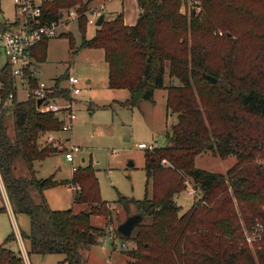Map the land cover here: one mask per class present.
I'll return each instance as SVG.
<instances>
[{"label":"trees","instance_id":"obj_1","mask_svg":"<svg viewBox=\"0 0 264 264\" xmlns=\"http://www.w3.org/2000/svg\"><path fill=\"white\" fill-rule=\"evenodd\" d=\"M90 1L41 0L40 23L60 20L71 8L82 13ZM137 1L140 11L134 24L125 23L123 12L105 16L90 38L85 34L87 15L77 20L80 47L104 50L109 87L128 90L122 106L153 99L154 91L165 87L167 110L178 116L168 143L147 149L145 171L152 195L118 199L126 210L135 205L142 214L134 234L115 230L122 240L135 243L123 248L131 258L127 264H264V234L249 243L245 233V228L264 222V0H200L199 9L186 13L181 6L188 0ZM18 27L17 18L0 17V32ZM58 35L68 37L75 48L74 34ZM50 39L27 50L35 61L46 60ZM166 73L180 82L166 85ZM25 76L37 85L31 64ZM60 79L55 80L58 85ZM0 82V174L14 214L29 217L30 229L21 231L22 239H28L30 253H63L62 264H86L85 252L107 232L92 216L111 221L112 214L94 165L77 166L72 173L74 202L86 208L51 207L44 190L65 180L37 176L34 166L60 149L45 136L59 132L62 122L56 113L39 110L35 98H17L7 60L0 63ZM10 93L13 102L4 107ZM53 94L69 95L65 89ZM9 119L14 134L9 133ZM210 150L221 157L236 155L237 162L226 173L197 167L196 155ZM18 160L27 174H17ZM189 178L198 197L180 214L174 195L188 188ZM33 191L40 194L39 201ZM3 210L7 208L0 206ZM5 239L0 264H24L22 255L8 247L15 234Z\"/></svg>","mask_w":264,"mask_h":264},{"label":"rangeland","instance_id":"obj_2","mask_svg":"<svg viewBox=\"0 0 264 264\" xmlns=\"http://www.w3.org/2000/svg\"><path fill=\"white\" fill-rule=\"evenodd\" d=\"M188 8L189 3L184 2L181 12L186 13ZM123 10L122 0H112L102 13L110 17ZM20 16L13 0H0L2 19L14 20ZM59 31H71L74 34L75 48L69 46L68 37L60 35L51 37L47 45L46 60H33L31 66L38 79L49 85H52L57 77L61 78L60 84H67L65 78L69 72L79 77L82 91L75 95L77 99L74 109L77 118L72 129L56 133L64 141V148L67 147L69 150L71 145L75 144L79 150L74 153V160L69 161L65 158V149L60 147L58 151L35 163L36 175L43 177L54 175L56 179L65 180L64 183L45 190L49 205L55 209L73 206L78 211L86 206L74 202L76 190L71 182L73 167L86 166L92 162L99 179L101 196L108 201L112 214L111 221L106 220L104 216H92V221L96 225L106 226L107 232L98 243L85 252L86 264H127L131 258L124 252L121 246L122 238L115 235V230H118V226L128 216L138 212L135 205H131L129 211L126 210L118 199L121 195L138 199L152 195L151 179L148 180L145 171L147 149L139 147V144L162 146L168 143L167 134L171 133L178 116L177 113L167 110L165 87L156 89L153 99L143 100L133 107L122 106L120 101L126 100L130 95L127 89L109 87L108 64L104 59V50L80 47L82 34L77 20L69 21L60 27ZM221 32L223 34V31L219 33ZM93 33L95 27L87 24L86 36L90 38ZM5 60L6 55L2 52L0 63H4ZM164 79L166 85L180 82L179 78H170L168 73ZM17 85V98L25 99L27 88L21 80H17ZM8 130L10 134L15 132L12 119H9ZM196 156V166L207 171L226 173V170L237 162L236 155L221 157L214 155L211 150ZM16 172L19 175L27 174L22 160H18ZM187 187L186 190L174 195L175 202L180 206V214L189 209L198 197L197 192L195 194L190 192L194 189L190 178ZM33 196L37 201L40 200L36 191H33ZM241 221L244 224L245 221L243 219ZM259 222L262 224L257 223L250 230L245 228L246 232L255 231L256 227L264 232V222ZM29 229L27 214L12 217L10 214L0 213V244L9 234L14 233L16 238L9 241L8 247L24 257V264L27 260L21 253L19 232H28ZM23 243L30 264H62L65 256L63 253H30L28 239L23 240ZM127 243L129 249L135 246L133 241Z\"/></svg>","mask_w":264,"mask_h":264},{"label":"built area","instance_id":"obj_3","mask_svg":"<svg viewBox=\"0 0 264 264\" xmlns=\"http://www.w3.org/2000/svg\"><path fill=\"white\" fill-rule=\"evenodd\" d=\"M41 0H13V3L16 6L18 14L20 17L19 27L14 30H4L0 32V49L6 55V60L9 62L10 67L12 68V73L17 80H21L25 87L27 88L26 97L31 96L36 99L43 97V101L40 105H37L38 109L41 111L56 113L62 124L60 131H69L72 129L73 122L77 118L74 106L76 103L75 95L79 94L82 91L80 86V79L77 75L72 72L68 73V76L65 78L67 84H57L56 81L52 85L47 84L44 81L37 80V85L32 86L31 83L25 76L26 66L32 63L34 57L30 56L28 49L36 45L37 42L45 38H51L57 36L59 33V28L63 25H66L71 20H78L80 15H87L88 24L95 25L98 20V16L102 13V10L105 9V3H99L97 5H90L84 12L79 13L76 8H71L66 13L61 15L60 20H54L50 24H41L40 15L42 12L41 6L39 4ZM190 8L199 9L201 1L200 0H188ZM222 34V32H221ZM18 86V85H17ZM0 87L2 83L0 82ZM65 89L68 91V98L62 97L57 94H53L56 90ZM10 93L7 96L6 101L3 106L12 104L13 98ZM2 107L0 106V111ZM57 132H50L45 136V141L57 146L58 148L63 147V140L57 136ZM139 147L144 149H151L155 147L153 144L140 143ZM65 149V158L74 160V153L79 150V147L75 144H72L70 149L67 147ZM75 166L73 167V170ZM0 184L3 185V179L0 174ZM77 188V186H72ZM196 193L195 189L190 191ZM262 224L258 223L257 225ZM255 227V226H254ZM259 227V226H258ZM255 229V228H254ZM247 233V240L249 243L254 241H259L264 234L263 230L260 228L255 229V231H250ZM19 239L21 237L19 236ZM128 241L122 240L121 246L123 248H128ZM21 253L25 256L26 264H30L26 248L23 245V240L21 239ZM24 258V257H23ZM25 262V260H24Z\"/></svg>","mask_w":264,"mask_h":264},{"label":"crops","instance_id":"obj_4","mask_svg":"<svg viewBox=\"0 0 264 264\" xmlns=\"http://www.w3.org/2000/svg\"><path fill=\"white\" fill-rule=\"evenodd\" d=\"M112 0H98L97 2H95V0H91V4L90 5H97L98 3H102L104 2L105 3V8L107 7V4L110 3ZM123 2V5H124V10L123 11H118V12H123V15L125 17V23L126 24H134L136 21H137V16L139 14V11H140V8H139V4H138V1L137 0H122ZM127 4V5H126ZM116 12V13H118ZM115 14V13H114ZM106 16V14H105ZM16 19V18H15ZM93 27H95V31H96V28H97V25H92ZM71 32V31H70ZM94 36V33L93 35ZM107 64V63H106ZM108 70H109V67H108ZM36 76V74H35ZM36 79H38V77L36 76ZM56 80V79H55ZM77 99V97H76ZM48 157V156H47ZM46 157V158H47ZM45 159V158H44ZM42 160V159H41ZM36 163V162H35ZM35 171H36V164H35ZM3 179V178H2ZM59 180V179H58ZM45 191V190H44ZM37 192V191H36ZM37 195L39 196L40 198V194L37 192ZM45 195H46V198H47V193L45 191ZM47 201H48V198H47ZM49 203V202H48ZM0 206H5L7 208V210H3V211H0V213H5L7 215H11L12 217L16 216L13 212V209L11 208V205H10V201H9V197H8V194L5 190V186H4V182H3V185L0 184ZM19 236L21 237L22 239V236H21V231L19 232ZM16 238V236H15ZM24 240V239H22ZM22 243H20L21 245ZM24 245V243H23Z\"/></svg>","mask_w":264,"mask_h":264},{"label":"water","instance_id":"obj_5","mask_svg":"<svg viewBox=\"0 0 264 264\" xmlns=\"http://www.w3.org/2000/svg\"><path fill=\"white\" fill-rule=\"evenodd\" d=\"M62 15V14H61ZM60 15V16H61ZM105 20V13H101L98 16V20L96 25H101L103 23V21ZM204 76L208 79H210L212 82L216 81V77L212 76L211 74H207V73H203ZM43 97L38 98L37 99V105H40L41 102L43 101ZM132 164V162H131ZM142 219V214L141 213H134L133 215L128 216L124 222H122L119 226H118V231L122 232L123 234H125L126 236H130L134 227L136 226V224Z\"/></svg>","mask_w":264,"mask_h":264}]
</instances>
